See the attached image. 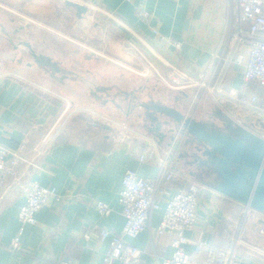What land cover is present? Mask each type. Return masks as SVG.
Returning <instances> with one entry per match:
<instances>
[{
    "label": "crops",
    "instance_id": "crops-1",
    "mask_svg": "<svg viewBox=\"0 0 264 264\" xmlns=\"http://www.w3.org/2000/svg\"><path fill=\"white\" fill-rule=\"evenodd\" d=\"M66 1L83 6L85 12L78 16ZM232 7L233 0H0L5 19H0V145L13 153L18 144H26L16 177L0 182V264H55L62 258L74 264H102L108 242L85 241V227L95 224L120 234L124 219L118 198L124 171L156 178V160L141 162L138 156L172 142L168 132L174 122L149 111L159 122H167L159 141L147 130L148 111L141 105L179 110V95L189 100L192 93L166 90L155 71L189 76L207 71L211 82L216 80L227 56ZM139 9L151 14L149 23L137 16ZM23 30L29 36L21 35ZM52 41L66 50L55 53ZM81 44L110 50L116 58H97ZM31 51L50 63L36 62ZM224 81L239 94H255L257 105L264 107V87L248 83L241 91L239 66L232 65ZM206 97L209 106L201 98L193 103L192 113L191 108L180 112L221 126L215 119L217 107ZM81 112L95 121L123 122L147 138L115 131L107 123H89ZM195 148L183 145L174 168L177 178L167 187L172 194L189 182L199 185L196 221L185 232L190 264H200L210 246L226 249L232 244L239 264H264V213L218 191L220 179L211 167L200 165L205 157ZM32 182L54 187L60 199H50L35 213V223L24 227L17 253L9 244ZM95 201L108 204L111 213L98 215ZM161 213L153 211L135 238H124L139 249L140 264H159L172 253L169 237L156 232Z\"/></svg>",
    "mask_w": 264,
    "mask_h": 264
},
{
    "label": "built area",
    "instance_id": "built-area-1",
    "mask_svg": "<svg viewBox=\"0 0 264 264\" xmlns=\"http://www.w3.org/2000/svg\"><path fill=\"white\" fill-rule=\"evenodd\" d=\"M124 1L131 2V0ZM137 16L145 23H149L152 17L143 9L137 10ZM227 28L225 39L227 56L216 80L211 82L207 71L197 72L194 76L180 71L169 74L155 71L156 77L163 86L171 90L190 89L192 105L204 95L208 96L217 109L234 125L264 140V107L257 105L255 94L243 92L247 89L248 83L264 87V0H233ZM154 32L156 33L155 30ZM232 65L242 69L244 85L241 87L243 92L241 94L235 88L225 85V77ZM183 114L189 116L187 113ZM107 122L113 124L117 130L121 129L128 134H140L142 139L147 138L146 135L123 122L110 119H107ZM115 131H113L114 135ZM168 135L171 143L163 148H150L148 152L138 156L141 162L145 159L156 160L159 166L156 178H142L132 169H126L122 175L118 201L124 223L120 234H113L95 224H88L85 227L82 234L85 241L98 239L101 242H108L102 264L116 262L140 264L139 249L126 243L124 238H135L146 228L151 213L157 210H162V213L156 232L159 235H167L172 248L171 255L162 259L159 264H190V255L184 250V246L190 242L185 232L191 230L196 221L199 185L196 182H189L186 189H178L172 194L168 193L167 187L177 178L174 168L179 161L181 148L183 145L193 143L183 128L176 124L174 128H170ZM25 148L26 144L22 142L11 153L0 145V182L16 177L17 166L24 160ZM50 199H60L54 187H45L38 182H32L26 188L25 202L17 214L19 226L9 244L12 251L17 253L21 251L20 238L24 227L35 223V213ZM163 199L164 206L161 207ZM93 205L97 214L102 217H107L111 213V207L102 201H95ZM200 246V244L196 245V251ZM55 264L74 263L70 258H62ZM200 264H239L235 244L226 249L208 247Z\"/></svg>",
    "mask_w": 264,
    "mask_h": 264
},
{
    "label": "water",
    "instance_id": "water-1",
    "mask_svg": "<svg viewBox=\"0 0 264 264\" xmlns=\"http://www.w3.org/2000/svg\"><path fill=\"white\" fill-rule=\"evenodd\" d=\"M66 4L74 7L78 16L85 12L83 6L69 1ZM31 54L36 62L50 63L48 58L36 56L33 52ZM141 106L148 111L146 116L150 123L147 130L159 141L164 136L160 131L163 125L167 126V122H159L150 110L181 126L196 149H203L205 159L200 161V165L211 167L220 179L218 191L264 213V140L234 125L218 109L215 119L222 123L221 126L185 116L174 107L157 103Z\"/></svg>",
    "mask_w": 264,
    "mask_h": 264
},
{
    "label": "rangeland",
    "instance_id": "rangeland-1",
    "mask_svg": "<svg viewBox=\"0 0 264 264\" xmlns=\"http://www.w3.org/2000/svg\"><path fill=\"white\" fill-rule=\"evenodd\" d=\"M1 18L0 19H2L3 21H5V19H4V17H2V16H0ZM21 32V31H20ZM27 35V36H29V33L27 32V31H24L23 30V32H21V35ZM52 44L54 45L53 47H56L57 48V51L58 52H56L55 51V53H61L62 51H65L66 50V47H62L61 48V46H59V44L56 42V41H52ZM83 44H81V46H82ZM84 46V45H83ZM82 46V47H83ZM78 47V46H77ZM84 47H89V50L88 49H86V53L87 54H92V55H94V56H96L97 58H100V55H104V56H106L107 58H116V53H113V52H111L110 50H106V49H102L101 51H103V52H101L98 48H96V47H94V48H92L91 46H84ZM61 49H63V50H61ZM122 55H125L124 53H122ZM115 56V57H114ZM118 57H117V59L119 58V57H121V55H117ZM121 60L119 59V61H117V63L118 64H121V65H125L123 62L121 63L120 62ZM121 67V66H120ZM122 68V67H121ZM124 70V69H123ZM88 78L89 77H87V80H88ZM89 79H91V78H89ZM92 80V79H91ZM165 89L166 90H168V91H171V89H169V88H166L165 87ZM179 96H181V102L182 103H180V108H179V111H184L185 109H190L191 108V113L193 112V109H195L194 107V105L195 104H191L192 102H191V99H192V96H190V93H189V100L187 99V98H183L182 97V95H179ZM202 99H204V100H206L205 101V104L207 105V106H209L211 103H210V101L207 99V97L206 96H204V98H202ZM204 102V101H203ZM212 106V105H211ZM182 108H183V110H182ZM199 111V110H198ZM197 111V112H198ZM183 113V112H182ZM81 114H84L83 116H86V121L87 122H89V123H94V124H102V123H107V124H109L110 125V127L112 128L113 127V129H114V126H113V124L111 125L110 123H108L107 122V119H110V118H106V120H105V118H104V120L103 119H100V118H97V120L95 121V120H92V119H90V116L87 114V113H82L81 112ZM189 115H191V114H189ZM198 115V114H197ZM84 120V119H83ZM110 120H112V119H110ZM114 121V120H113ZM116 122V121H115ZM173 128H174V126H172Z\"/></svg>",
    "mask_w": 264,
    "mask_h": 264
},
{
    "label": "flooded vegetation",
    "instance_id": "flooded-vegetation-1",
    "mask_svg": "<svg viewBox=\"0 0 264 264\" xmlns=\"http://www.w3.org/2000/svg\"><path fill=\"white\" fill-rule=\"evenodd\" d=\"M195 146V145H194ZM195 150L197 151V152H203V149L201 148L200 150H197L196 148H195Z\"/></svg>",
    "mask_w": 264,
    "mask_h": 264
}]
</instances>
